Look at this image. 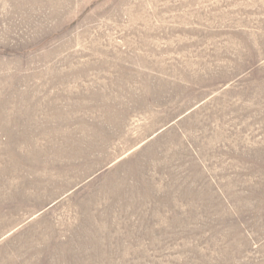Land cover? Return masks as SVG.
Segmentation results:
<instances>
[{
    "label": "rangeland",
    "instance_id": "1",
    "mask_svg": "<svg viewBox=\"0 0 264 264\" xmlns=\"http://www.w3.org/2000/svg\"><path fill=\"white\" fill-rule=\"evenodd\" d=\"M0 264H264V0H0Z\"/></svg>",
    "mask_w": 264,
    "mask_h": 264
}]
</instances>
